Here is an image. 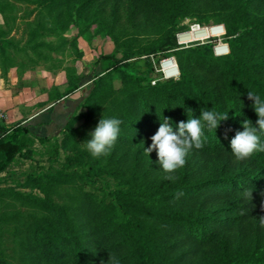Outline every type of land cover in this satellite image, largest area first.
Returning a JSON list of instances; mask_svg holds the SVG:
<instances>
[{
    "label": "trees",
    "instance_id": "obj_1",
    "mask_svg": "<svg viewBox=\"0 0 264 264\" xmlns=\"http://www.w3.org/2000/svg\"><path fill=\"white\" fill-rule=\"evenodd\" d=\"M67 2L55 0L53 5L63 7ZM257 3L264 4V0H242L243 8L249 10ZM4 5L0 0V7ZM226 31L235 39L229 44L230 54L220 57L211 44L183 51L178 47V34L168 35L149 55L159 61L176 50L180 77L154 86L153 67L141 72L130 65L129 58L114 56H101L95 63V91L87 101L88 116L99 109L100 119L104 115L123 121L110 151L114 157L117 151L127 152L138 143L151 144L163 116L170 118L177 132L180 121L187 122L189 115L198 118L201 109L226 112L229 119L221 121L217 130L205 125L204 147L192 149L190 159L172 173L177 177L174 182L163 179L167 173L152 165L158 157L149 161L146 170L137 164L128 184L121 183L109 192L89 189L99 177L113 175L102 170L100 158L80 160L78 164L87 168L80 182L62 171L48 176V183L69 188L60 212L66 226L49 230L35 224L25 227L32 231L31 249L40 259L51 263L75 260L78 264H101L103 260L107 264L111 253L120 264H264V246L233 248L227 235L243 222L231 213L244 211L245 220L254 206L264 205V152L237 160L230 147L235 132L243 131L242 122L250 119L255 125L258 119L248 93L264 99V27L242 18L226 23ZM102 62L109 63L108 67L99 70ZM113 72L122 76L124 88H100L105 75ZM74 122L72 118L66 128ZM9 132L3 128L0 134V160L4 161L0 171L17 156L31 157L18 139L29 133L28 128L18 125ZM211 157L220 162L214 175L201 171ZM248 189L252 198L243 194ZM178 193L182 195L177 198ZM223 202L229 204L222 206ZM206 248H218V252L212 261L199 262Z\"/></svg>",
    "mask_w": 264,
    "mask_h": 264
},
{
    "label": "rangeland",
    "instance_id": "obj_2",
    "mask_svg": "<svg viewBox=\"0 0 264 264\" xmlns=\"http://www.w3.org/2000/svg\"><path fill=\"white\" fill-rule=\"evenodd\" d=\"M54 1L2 0L5 5L0 7V51H4L0 52V88L32 103L29 109H23L19 120L55 109L69 112L62 127L51 134H21L18 139L24 153L30 152V159L17 156L0 171V264H78L75 260L51 263L40 259L31 249L32 231L25 227L35 224L49 230L66 226L60 212L69 188L48 183V176L62 171L80 182L87 168L78 163L95 158L82 143L90 139L88 133L100 120L99 109L88 116L87 101L95 91L93 72L101 56L129 58L130 65L141 72L153 67L158 83L171 80L163 79L159 71L162 61L178 65L176 50L162 55L159 61L149 55L168 35L175 32L179 36L189 32L192 25H200L204 31L195 35L198 41L178 47L187 51L191 46L211 44L220 57L223 55H217L216 50L228 48L224 56L229 55V44L235 39L227 36L226 23L244 18L264 27V4L257 3L249 10L243 8L242 0H68L58 8ZM205 29L213 36L202 42L207 35ZM191 39L185 34L181 40L184 43ZM108 64L102 62L99 70ZM179 77L178 67V76L172 79ZM99 86L121 90L124 80L113 72L106 74ZM72 118L73 127L66 128ZM18 125L25 127L14 123L6 130L11 133ZM150 145L138 143L127 152L117 151L115 157L114 152L100 156L102 170L113 175L99 177L89 189L109 192L121 183L128 184L137 164L146 170L149 161L157 157L155 151L145 155L144 148ZM3 164L0 160V168ZM152 165L160 167L158 162ZM219 165V160L211 157L201 171L214 175ZM225 204L229 203L223 202L222 206ZM231 214L243 218L242 224L227 234L233 248L250 250L257 243L264 246V226L259 219L264 216V207L254 206L252 215L245 220L244 211ZM217 252L218 248H206L199 262L212 261Z\"/></svg>",
    "mask_w": 264,
    "mask_h": 264
},
{
    "label": "clouds",
    "instance_id": "obj_3",
    "mask_svg": "<svg viewBox=\"0 0 264 264\" xmlns=\"http://www.w3.org/2000/svg\"><path fill=\"white\" fill-rule=\"evenodd\" d=\"M248 99L254 102L253 108L258 119L255 125L250 119L244 120L242 122L243 131L237 130L231 139V152L237 160H245L256 151L264 152V143L261 142V134H264V99L251 91L248 93ZM228 119L229 116L226 112L201 109V115L198 118L189 115L187 122L180 121L177 132L171 126L170 118L163 116L161 119L160 117L161 123L158 131L151 137V145L144 148L145 155L150 156L155 151L160 168L164 173H167L163 179L174 182L177 177L172 173L185 165L188 153L193 148L199 150L204 147L207 140L203 133L205 125L210 130H217L221 121ZM122 123L123 121L118 118H108L102 115L95 129L88 133L90 139L82 143L83 147L95 158L108 155L119 137ZM243 194L252 198L251 189L245 190ZM179 195L182 193H178L177 198ZM259 219L261 226H264V216ZM101 264H105V262L102 260ZM107 264H120V261L109 253Z\"/></svg>",
    "mask_w": 264,
    "mask_h": 264
},
{
    "label": "crops",
    "instance_id": "obj_4",
    "mask_svg": "<svg viewBox=\"0 0 264 264\" xmlns=\"http://www.w3.org/2000/svg\"><path fill=\"white\" fill-rule=\"evenodd\" d=\"M32 103L25 100L15 93L11 94L8 90L0 88V109L7 112V119L0 127L1 130L7 129L14 123H22L31 133L41 136L44 134H51L66 122L69 116L68 110L55 109L40 115L27 116L26 120H19L23 116V109L27 110L31 107Z\"/></svg>",
    "mask_w": 264,
    "mask_h": 264
},
{
    "label": "built area",
    "instance_id": "obj_5",
    "mask_svg": "<svg viewBox=\"0 0 264 264\" xmlns=\"http://www.w3.org/2000/svg\"><path fill=\"white\" fill-rule=\"evenodd\" d=\"M202 31H204V30L201 29L200 25L194 24L190 27V31L185 33V34L194 36V35H198L199 32H202ZM205 31L207 32V35L204 36V38L202 37V39H201L202 42L204 40H208L211 36H213V35H210L208 33L209 29H205ZM185 34H181L178 36V45L179 46L184 45V46L188 47L189 44H192L195 41H198V40H191V41L189 40V42L183 43L181 39H182V35H185ZM221 51L223 52L222 54L219 53ZM221 51L217 52V50H216V54L217 55H226L229 53L228 48H227V50H221ZM159 71L162 73L163 79L176 78L178 76V65L175 62L172 63L171 60H164L160 63V70ZM156 82L157 81L154 80L152 83L156 84ZM6 119H7L6 113L0 109V127L5 123Z\"/></svg>",
    "mask_w": 264,
    "mask_h": 264
},
{
    "label": "bare ground",
    "instance_id": "obj_6",
    "mask_svg": "<svg viewBox=\"0 0 264 264\" xmlns=\"http://www.w3.org/2000/svg\"><path fill=\"white\" fill-rule=\"evenodd\" d=\"M192 37V39L191 40H198V38H196V36L194 35V36H191ZM190 40V41H191ZM189 42V41H188ZM185 43V42H184Z\"/></svg>",
    "mask_w": 264,
    "mask_h": 264
}]
</instances>
